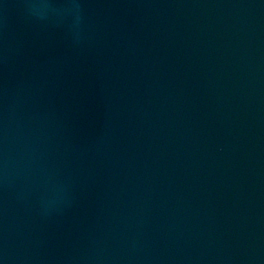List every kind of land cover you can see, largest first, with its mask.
<instances>
[{"label":"water","instance_id":"95a60500","mask_svg":"<svg viewBox=\"0 0 264 264\" xmlns=\"http://www.w3.org/2000/svg\"><path fill=\"white\" fill-rule=\"evenodd\" d=\"M0 264H264V0H0Z\"/></svg>","mask_w":264,"mask_h":264}]
</instances>
